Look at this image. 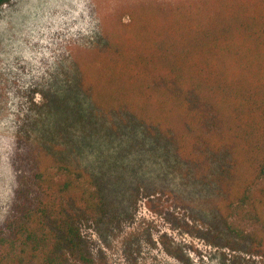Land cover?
I'll list each match as a JSON object with an SVG mask.
<instances>
[{
	"label": "rangeland",
	"instance_id": "rangeland-1",
	"mask_svg": "<svg viewBox=\"0 0 264 264\" xmlns=\"http://www.w3.org/2000/svg\"><path fill=\"white\" fill-rule=\"evenodd\" d=\"M211 1L0 4V226L13 214L33 157L50 165L47 153L58 154L65 145L76 164L105 178L108 215L80 224L96 264H264V254L251 251L240 233L236 237L227 229L226 198L218 180L234 172L229 155L223 153L222 162L183 163L141 126L129 132L128 118L113 112L119 109L111 94L113 81L124 80L112 79L110 73L123 44L126 55L130 42L145 41L151 34L172 37L176 33L171 28L178 24L173 20L195 21ZM191 7H199V16L192 18L191 12L182 17L180 11L186 14ZM101 60L106 66L101 67ZM69 93L89 104V115L99 120L100 128L113 131L84 135L75 122V140L66 145L58 138L51 150L46 134L72 103ZM91 100L100 104L101 114ZM241 225L251 228L249 220Z\"/></svg>",
	"mask_w": 264,
	"mask_h": 264
},
{
	"label": "trees",
	"instance_id": "trees-1",
	"mask_svg": "<svg viewBox=\"0 0 264 264\" xmlns=\"http://www.w3.org/2000/svg\"><path fill=\"white\" fill-rule=\"evenodd\" d=\"M211 2L201 16L199 7L180 11L182 17H199L173 20L178 24L172 37L151 34L130 42L126 55L123 44L110 73L124 80L113 81L111 94L119 101L113 112L128 118L129 132L141 126L183 163L222 162L228 154L234 172L218 180L227 229L264 254V0ZM69 98L64 116L47 131L49 149L58 138L66 145L75 140V122L84 135L112 134L89 115V104L71 93ZM91 101L100 113V104ZM64 146L58 154L47 153L50 165L33 157L13 214L0 226V264H96L80 224L108 215L105 178L76 164ZM245 220L250 229L241 227Z\"/></svg>",
	"mask_w": 264,
	"mask_h": 264
}]
</instances>
